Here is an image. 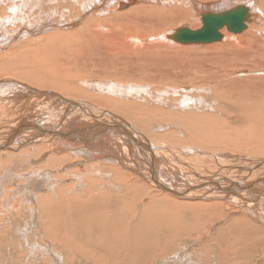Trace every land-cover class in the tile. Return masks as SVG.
Segmentation results:
<instances>
[{
    "label": "bare ground",
    "instance_id": "obj_1",
    "mask_svg": "<svg viewBox=\"0 0 264 264\" xmlns=\"http://www.w3.org/2000/svg\"><path fill=\"white\" fill-rule=\"evenodd\" d=\"M24 1L26 2V0ZM43 1L51 2L53 0ZM82 1H84V3ZM82 1L56 0V4L53 3L50 6L46 5L45 9L53 10L55 12L58 11L59 13L57 12L55 15L59 14L61 16V14L69 15L70 13H77L78 9L84 5L82 12L78 13V17L75 16L76 18L74 17L73 20L66 21L68 24L65 25L72 27L73 25H82V28L79 26L81 29L78 34L81 32L84 34L85 32L87 33V31L90 32L92 38L96 39V44L99 42L100 44L107 42V49L108 51H111L114 47L113 38L117 36V32L114 31H116L120 25L106 24L107 26H103L101 23L107 20L106 17L95 19L97 20L95 23L84 17L95 10H107L109 8L108 6L114 1L118 2L117 5L119 8L129 4H126L123 0ZM132 1L135 2L136 0ZM222 2L225 4V7L222 8V10L215 9L217 10L215 11L214 9L212 10V5L198 4L195 0H175L172 10L164 14L162 18H167V16H179V19H185L188 17L189 12H194L198 15V26H191V28L186 26L174 28L170 31H165L163 37H152V41L149 40L148 36L149 44L146 45V48L148 49L147 51L157 48L161 52V58L169 57L170 53H173L172 56H174L178 51L193 52L195 51L194 49L198 48L210 52L216 48L226 50L227 48L235 47V50L239 51L240 54L246 55L249 53V50L257 53V48H250L247 46V42L243 43V41H245L244 37L255 39L258 38L259 34H262L264 37V30H259L260 28L264 29V18L263 20L260 18L262 17L260 9L259 11L256 9L253 10V0H241L238 2L237 0H223ZM259 5L264 9V0H261ZM37 8L39 7L37 6ZM15 9L21 16L18 18L19 21L27 16L26 14L28 12L26 11L25 13L19 3L15 5ZM18 9H20V11ZM230 9L243 12L244 27L242 29L234 30L232 28L231 19L228 18L224 19L222 24L218 26L217 29L221 34V37L215 40H208L204 37L205 35L200 37L193 36L194 38L189 37L186 39L178 36L182 40H178L177 35L173 38L169 36L175 32V30L183 28L189 29L193 33H196L198 30L204 31L205 23L203 15L205 13H212L218 17H224L223 12ZM94 15L95 14H93V16ZM98 16L96 15L97 18ZM83 18L85 20H83ZM0 19H4V17L1 16ZM103 19L106 20L103 21ZM61 20L64 19L62 18ZM79 21H81V23L77 24ZM255 22H262L263 26L254 25ZM54 23L55 24L47 22V25L44 27L47 26L53 29L58 22L56 23V21H54ZM248 25L249 27L243 35H237V33L243 32ZM44 27L42 28L43 31ZM59 29L60 27L58 30ZM68 29L70 28L68 27ZM225 30H227L229 34H225ZM21 31H17V36H13L12 39L14 40L15 38H18V36L21 37V34H19L22 33ZM143 31L145 32L144 34H147L146 30ZM52 32L46 33L37 38L23 40L24 42L20 44L19 41H17L18 43L14 42L6 44V49L2 51L3 55L6 56V60L11 63L10 65H13L14 68L17 66L14 64L18 63L15 61V57L27 56L28 53L36 52L43 48V54L44 50L46 52L44 55L47 59L46 66L49 64L51 67H55L53 66L55 63L52 61L57 59L61 54L60 52H53V45L50 46L49 44L54 41L56 36L60 37V35ZM124 38L125 40L132 42L129 46L130 48L142 46V41L131 39L129 35ZM169 39L171 40L169 41ZM241 39L242 42L240 41ZM262 43L264 46V39L262 40ZM30 44L34 47L29 48L28 50L25 49L28 48V45ZM116 45L118 44L116 43ZM225 50L223 51L225 52ZM226 51L228 52L229 49ZM35 60L39 61V59L36 58ZM246 71L242 70L241 72ZM248 72L250 71L248 70ZM258 72H264V69L258 70L256 73ZM43 73L44 72L41 74ZM231 73L232 71L226 73L228 76H226L227 79L229 77H234L236 72L234 74ZM30 74V72H25L23 77H18L32 81L34 80V83L41 81L44 86L49 85L54 87L55 85L58 86L60 83L64 90L70 86H75V82L66 85L61 80L56 79L53 74L49 76L46 73H44L45 76H41L40 74ZM47 81H53L52 85H50L49 82L46 84L45 82ZM252 81L254 83L258 82L255 80ZM232 82V80L225 81L224 84H228V86L230 84L231 87V85H233ZM111 84L115 86L117 92L122 97L128 100L125 101V99H121L124 101L119 103L116 100L112 101L111 99H105V101L102 102L99 98H96V100L94 99L95 97L91 98L89 93H87V96L84 94L81 95V97H86L87 99L91 98L94 101L102 103L101 106H97L96 104H90L87 101L75 100L72 99V97L64 96L63 94L61 95L60 93L62 92H55L52 87H49L50 89H43L41 87L38 88L39 86L24 85L14 78L8 77L0 79V87H14L12 90L13 92L4 97L5 100H0V104L6 101L4 110H0V153L11 150L23 151L21 153L10 155V158L15 159L14 166H20L25 170L22 174H18L16 178L27 181L28 197L31 202L36 201L37 203L38 210L35 209L37 210L36 215H41L43 217L40 222L42 229H48L50 227V221L46 216V210L40 209L39 206L50 202L53 199L52 194H55L56 192L61 193L62 190V186L58 187V184L55 185L51 183L52 175L50 173H41V171L46 168L45 164L54 166L56 169L62 168L64 160L72 157V162L80 169L79 172L82 171L85 174L94 173L103 178L97 183L88 179L89 184L84 188L83 194L85 195V198L82 200L81 204H71L73 207L80 208L75 212L78 219L77 221H72L66 217L57 218L54 222L55 231L47 233L44 236H52L53 239H58L60 242H63L66 232L73 229L74 223H79L80 220L87 226V231H99L100 233V238L94 237L91 238L92 240L88 241L87 251L95 252L96 250H99V252L103 254L102 257L105 255L108 258H115L117 261L116 263L126 264L127 261H131L133 258L143 261L147 254H152V256L163 255L165 253L164 241L172 243L176 239H183L184 242H188V235L191 234L194 228H196L195 231L198 234H196L197 236L194 238L196 239L206 230V227L210 222L225 216V206H227L228 203L229 207L232 208L239 206V204H244L248 200H252L254 202L247 203L246 207L240 205L242 208L241 214L238 217H231L229 219L230 221L228 220L223 226L218 227V230L216 229L214 235L219 237L220 234L222 235V231H225L224 233H226V229L230 228L229 230L232 234L240 231L241 237H244V241H242L246 246L247 244L253 246V241H245V232L250 235L254 234L255 236H257V232H259L258 237L264 235L262 232V229L264 228H262L259 225L260 222L255 219L258 218L264 222V196L259 193V191H264V158L255 159L256 157L251 156L250 159L249 157H246L245 160H254L252 163L244 162L245 165H243V162H239L242 160L237 159V155L233 156V159L236 158L234 162H230L231 160L226 162H220L217 160L216 158L219 156H229L221 155L220 152L216 151L218 145L202 146V148L206 150H201L200 148L190 149L189 146L183 149L166 147L163 142L155 140L158 139L157 134L153 135V137L148 134L151 130L150 128L143 127L142 132L133 122V119L129 118L135 116V114H131L130 109L136 113L135 108L138 106L136 105L138 103L133 101L135 97L129 95L128 92H132L133 88L135 89L136 87H133L134 85H124V88H121L122 85H116L115 83ZM94 85L98 86L99 84L95 82ZM16 86L18 87L16 88ZM183 89L190 90L188 86H183ZM208 90L210 91L209 88ZM258 91L260 93L261 91H264V88L263 90ZM231 92L233 93L235 91ZM197 93H200V91ZM77 95L80 94L77 93ZM248 95L249 93H247L245 98L244 95L239 93V96L237 97L239 99L238 104L244 102L242 106L237 105L236 103L231 104V102H228L229 104H227L224 101V104H222V98L214 94L212 99L205 100V98H203L204 100L194 101L193 106H200L209 112L196 115L202 116L203 119H212L214 122L218 123L219 121L216 120H219L220 116H225L224 119L219 122L221 123V127H223V124L229 127V124L239 122L237 123V128L252 125L256 127L257 130L259 129L258 132L261 131L259 132V135H261V133L264 132V98L260 101H251L250 95ZM157 96L160 98L158 94ZM180 96L179 99H175L173 102L165 101L164 103L171 108H177L179 111L181 109L179 103L183 100L180 101V99L183 98L182 95ZM198 97L196 96L195 99ZM157 101H159V99H157ZM173 103H176L175 107ZM188 103L190 104V102ZM208 108L210 110H208ZM160 109L156 107V109L153 110V113L146 110V113L150 116L154 114L160 117L161 123L158 127L159 129L166 125L167 118L172 120L175 116H179H171L173 112L166 111V109L164 110L170 114L169 116L167 114V116H163V110L161 111ZM234 112L241 117L236 115L231 116ZM248 115H250L251 118L247 119L242 117ZM124 116H128V118H125ZM135 118L140 124L145 122L144 118ZM228 119L231 121L229 122ZM158 128L157 130H159ZM193 128L199 130L198 126ZM164 129L165 128H162L161 130ZM224 133H226V135L228 133V139L231 137V134H229L230 131H225ZM240 134L241 133L238 134L239 137ZM207 135L212 137L216 136L212 129L209 130ZM86 138L95 139L92 143L81 145ZM164 138L169 139L172 138V136L168 134L164 135L161 141ZM228 142L229 140L225 139V143ZM216 143H218V141H216ZM82 146H84V148H82ZM212 146H214V148L209 150ZM263 146L264 143H262V148L260 147L259 151L264 154ZM62 149H68L67 154L69 155L62 159H56L55 157L58 156L57 154H59ZM207 150L213 152L209 154L206 153ZM237 150L239 149L237 148ZM80 153H87L89 160L86 165H84L81 158L76 157V155L79 156ZM92 158H95V160H92ZM1 159L2 156L0 155V161ZM3 159H5V157H3ZM41 160H45V162L41 163ZM178 160L180 162H178ZM236 162L238 166L242 165V169L237 170L234 174H232L233 172L227 173V171H230V168H233V164ZM181 163L183 167L179 168L177 164ZM2 164L4 163L2 162ZM34 164L37 165L34 166ZM212 164L213 166H211ZM244 171L251 174L245 175L243 174ZM9 172V168L6 167L3 174L7 175ZM118 172L127 177V179L124 180L125 187L123 188H121L120 183L116 182V175ZM225 172L227 174H224ZM135 173H137V175ZM253 173L254 177L257 176V181L260 183L256 182L254 184H247L248 182L246 179L253 176ZM3 174L1 175L3 176ZM61 175L67 176L69 179V185L63 186L66 190L65 193L69 192L70 190L68 189H72L76 183H79V187L83 185L82 178L77 176V179H75V176L69 171L65 170ZM137 179L144 181L142 182L144 184L142 186L147 188L145 192H138L135 187ZM1 182L0 176V188H3ZM36 184L39 187H37ZM245 184L247 186L250 185L252 188L247 190L246 186L245 192L243 193L245 195L242 194V196L240 194L241 196H239L237 187ZM32 186L34 187V190ZM74 188L75 187H73V189ZM142 198L144 199L142 200ZM62 200H64V197H61L58 202L60 203ZM238 200L239 203H237ZM208 201L210 202L206 203ZM154 202L164 204V209L161 214L148 212L149 206H152ZM187 205H190L192 209L188 210ZM193 207H195V209H193ZM216 209H221L222 211H217ZM85 215H87V217ZM35 217L33 218L34 221ZM175 220H181L180 222H182V224L179 227L170 224L171 221ZM20 221H22L19 223L22 225L21 230L16 228L14 230L27 238L26 233H23L24 231H27V227L23 223L24 220ZM155 225L168 226L169 229L162 231V228L158 227L156 234ZM16 226L19 225L16 224L15 227ZM225 227L227 228L225 229ZM57 228H60L63 231ZM61 234L62 237H60ZM75 242L76 241H74V243ZM77 242L82 244L83 240L78 237ZM100 243L104 244L102 248L99 247ZM262 244L264 245V236ZM131 252H133V254H131ZM232 253H230V255ZM93 254L94 253L87 254V257L101 256H95V254ZM225 254H227V252ZM232 255L234 256V253ZM152 261H154V259Z\"/></svg>",
    "mask_w": 264,
    "mask_h": 264
},
{
    "label": "rangeland",
    "instance_id": "obj_2",
    "mask_svg": "<svg viewBox=\"0 0 264 264\" xmlns=\"http://www.w3.org/2000/svg\"><path fill=\"white\" fill-rule=\"evenodd\" d=\"M195 1L198 4L212 5V10H222V8L225 7V4L222 2L223 0ZM238 1L241 0H237V2ZM253 1V10L256 9L259 11L260 9L262 15L260 18L263 20L264 9L259 5L261 0ZM82 2L84 3V1ZM123 2L129 5L119 8L117 1L112 2L113 4L110 1L111 4L108 6L109 8L107 10H95L84 17L85 19H89V21L94 23L97 21L95 19H102L106 17L107 20L103 19V21L106 20V23H101L103 26L111 24L120 25V27L114 31L117 32V36L113 38L114 47L111 51H108V43L103 42L100 44L99 42L96 44L97 41L95 38H92L90 32L87 31L85 34L82 32L78 34L82 28V25H73V27L65 25L68 24L66 21L73 20L75 16L78 17V13L82 12L84 5L78 9L77 13H70L71 15L61 14V17L59 14L55 15V13L58 11L55 12L53 10L45 9L46 5L50 6L53 3L56 4V0L51 2L43 0H26V2L24 0H0V17H4V19H0V79L8 77L14 78L24 85L36 87L39 86L38 88L41 87L44 89L49 87L51 88L52 86H44L41 81L34 83V80L32 81L23 79L22 77L24 73L30 72L31 74L35 75L40 74L41 76H45L44 73H46L48 76L53 74L56 79L61 80L66 85L75 82V86H70L65 90L62 89V84L59 83L58 86L55 85L56 88L55 86L52 87V89L54 88L53 90L55 92L60 91L62 92H59L61 95L63 94L64 96L72 97V99L75 100L87 101L88 103L96 104L97 106H101L102 103L94 101L91 98L95 97V100L96 98H99L102 100V102H104L105 99H111L112 101L116 100L119 103L124 101L121 99H125V101L128 100L122 97L117 92L115 86H113L111 83L122 85L121 88H124V85H134L133 87L136 88H133L132 92L129 91L128 93L129 95H133L135 97L133 101L137 102L138 104L136 105L138 106L135 108L136 113L130 109L131 114H135V116H131L129 118L133 119V122L141 131L143 127L150 128L152 131L150 130L149 133L147 131L146 132L152 137L153 135L157 134L159 140H155L163 142L166 147L183 149L189 146L190 149L200 148L201 150H206L203 149L202 146L218 145L219 147L217 146L216 151L220 152L221 155L229 156H219L216 158L217 160L220 162H226L230 160V162H234L236 158L233 159V156L237 155V159H241L242 161L239 162H243V165H245L244 162L252 163L254 160H245L246 157H249L250 159L251 156L256 157L255 159L262 157L264 158V154L259 151V148H262V143H264V132L259 135V132L261 131L258 132L259 129L257 130L256 127L252 125L241 126V128H237L236 126L239 122L229 124V127L223 124V127H221V123L219 122H221L225 116H220V119L216 120L219 121L218 123L214 122L212 119H203L202 116L196 115L207 112L206 109L200 106H193L194 101L204 100L203 98H205V100L212 99L213 94L222 98V104H224V102L227 104L231 102V104L236 103L237 105L242 106L244 102L238 104L239 99L237 97L239 96V93L244 95L245 98L247 93H249L251 101L263 100L264 91L259 93L258 90H263L264 88V72L256 73L258 70L264 69V46L262 43L264 37L262 34H259L258 38L255 39L244 37L245 41H243V43L247 42V46L250 48H257V53L249 50V53L246 55L240 54L239 51L235 50V47L226 49H229L230 52L220 48H216L210 52H207L198 48L194 49L195 51L193 52L178 51L174 54V56H172L173 53L169 52V57L161 58V52L157 48H149L150 51H147L148 49L146 48V45L149 44L148 36L149 40L152 41V37H163L165 31H170L174 28L181 26L190 28L191 26L195 27L198 24V15L194 12H189L188 17L185 19H179V16H167V18H162L164 14L172 10L175 0H136L135 2L132 0H123ZM17 3L21 5L25 13L26 11L28 13L30 12V15L27 13V16L25 15L26 17L21 21L18 20V18L21 16L15 9V5ZM215 5L219 6L216 7ZM37 6L40 9L37 8ZM18 10L20 11V9ZM93 14L95 15L93 16ZM96 15H99L98 18ZM62 18L64 20H61ZM84 18L83 20H85ZM54 21L58 23L53 27V29L47 26L44 27L47 25V22H52L55 24ZM81 21H79L77 24L81 23ZM254 25L263 26L262 22H255ZM79 26L81 28H79ZM43 27L44 31L42 30ZM59 27L60 29L58 30ZM68 27L70 29H68ZM248 27L249 25L243 32L237 33V35H243ZM19 30H22V33H19L21 34V37L18 36V38L13 40L12 37L17 36L16 33ZM143 30H146L148 35L144 34L145 32ZM259 30L262 31L264 29L260 28ZM51 32L60 35V37L56 36L54 41L49 44L50 46L53 45V52H60L61 54L57 59L52 61L55 63L53 65L55 67H51L49 64L46 66L47 59L44 57L46 52L44 50L43 54V48L37 50L36 52H30L27 54V56L15 57V61L18 63L14 64L17 65L14 68L13 65H10L11 63L6 60V56L3 55L2 51L6 49V44H11L14 42L18 43L17 41H19L20 44L24 42L23 40L37 38ZM225 34H229V32L225 30ZM127 35H129L131 39L142 41V46L130 48L129 46L132 44V42L127 41L124 38ZM170 40L171 39H169V41ZM240 41L242 42V39ZM116 43L118 45H116ZM33 47L34 46L30 44L28 45V48L25 49L28 50L29 48ZM223 50H225V52ZM35 58L39 59V61L35 60ZM242 70L246 72H241ZM248 70L250 72H248ZM41 71L44 73L41 74ZM229 71H232L231 74H234L235 72L236 73L234 77H229L227 79L226 73ZM230 80L233 81V85H231V87L230 84L229 86L228 84H224L225 81ZM252 80L258 82L254 83ZM48 82L50 85L53 83V81H47L45 83L47 84ZM95 82L99 85L95 86ZM183 86H188L190 90L183 89ZM17 87L18 86H16V88ZM58 87L61 88L59 89ZM13 88L14 87L9 86L0 87V96H2L0 97V100H5L4 97L6 95H10L13 92ZM72 89L74 91L77 89V92H74ZM199 91L200 93H197ZM231 91L235 92L232 93ZM77 93L80 95H77ZM87 93L91 95L90 99L81 97L83 94L87 96ZM157 94L160 98H158ZM180 95L183 96L180 101L182 99L183 100L179 103L181 105V109L179 111L177 108H171L164 103L165 101L173 102L175 99H179V97H181ZM196 96L199 97L195 99ZM157 99H159V101H157ZM188 102H190L191 105ZM5 104L6 101L0 104V110H4ZM173 105L175 107L176 103H173ZM156 107L159 109L161 108V111L163 110V116H169L170 113H167L166 111L173 112L171 116H179H175V118L172 120L167 118L166 125L162 127L165 129L161 130L162 128H158L161 123L160 117L154 114L150 116L148 113H146V110H148L150 113H153V110L156 109ZM164 109H166V111ZM208 110L210 109L208 108ZM235 115L240 116L235 114V112L231 114V116ZM124 117L128 118V116ZM135 117L144 118L145 122L140 124ZM242 117L247 119L251 118L250 115ZM228 121L230 122L231 120L228 119ZM195 126H198L199 130L193 128ZM157 128L159 130H157ZM210 129L213 130L216 136L212 137L207 135ZM224 130L230 131L229 134H231V137L229 139L228 133L226 135ZM239 133H241L240 137L238 135ZM167 134L172 136V138H164L161 141L164 135ZM94 139L95 138H86L81 143V145L92 143L94 142ZM225 139L229 140V142L225 143ZM216 141H218V143H216ZM82 148H84V146H82ZM213 148L214 146H212V148L209 150H212ZM237 148L239 150H237ZM21 152L23 151L11 150L0 153L2 156L0 161V176L2 181L1 185L3 184V188H0V264H122L116 263L117 261L115 258H108L105 255L102 257L103 254L99 252V250H96L95 252H90L89 250L87 251L88 241L92 240L91 238L94 237L100 238V233L99 231H87V226L80 220L79 223H74L73 229L66 232L63 242H60L58 239H53L52 236H44L47 233H52L55 231L54 222L57 218L66 217L72 221H77L78 219L75 212L80 208L73 207L71 204H81L82 200L85 198V195L83 194L84 188H86L89 184L88 179L97 183L103 178L94 173L85 174L82 171L79 172L80 169L77 165H74L72 162V157L64 160L62 168L56 169L54 166L45 164L46 168H44L41 173H50L52 175L51 183L55 185L58 184V187L62 186V190L61 193L56 192L55 194H52L53 199L50 202L39 206L40 209L46 210V216L50 221V227L48 229H42L40 222L43 217L41 215H36L38 210L37 203L36 201L31 202L30 198L28 197L27 181L16 178L18 174H22L25 170H23L20 166H14L15 159L10 158V155ZM67 152L68 149H62L55 158L62 159L69 155ZM212 152L213 151H206V153L209 154ZM79 156L76 155V157L81 158L84 162V165H86L87 161L89 160L87 153H80ZM3 157H5V159H3ZM92 160H95V158H92ZM2 162L4 164H2ZM42 162H45V160H41V163ZM178 162L180 161L178 160ZM35 165L37 164H34V166ZM177 166L179 168L183 167L182 163L177 164ZM211 166H213V164ZM6 167L9 168L10 172L7 175H4L3 172L5 171ZM239 169H242V165L238 166L236 162L233 164V168H230V171H227V173L233 172L232 174H234ZM65 170L73 174L75 179H77V176L82 178L83 185L79 187V183H76L73 186L75 187L74 189L72 187V189H68L70 190L69 192L65 193L66 190L63 186L69 185V179L67 176L61 175V173H64ZM227 173L225 172L224 174ZM1 174H3V176ZM135 174L137 175V173ZM243 174L250 175L251 173L244 171ZM116 177V182L120 183L121 188L125 187L124 180L127 179V177H125L120 172L117 173ZM140 180L137 179L135 187L139 193H142L145 192L147 188L142 186L144 185L142 183L144 181ZM246 180L248 182L247 184H254L256 182L260 183L257 181V176L254 177V173L253 176ZM36 186L39 187L37 184ZM246 186L247 185L245 184L243 186L239 185L237 187L239 196L245 192ZM32 188L34 190L33 186ZM251 188L252 187H250V185L247 186V190ZM259 193L264 196V191H259ZM61 197H64V200L59 203L58 200H60ZM143 199L144 198H142V200ZM209 202L210 201L206 203ZM251 202L254 201L248 200L244 204H239V206L232 208L229 207L228 203V205L225 206V216L210 222L206 227V230L196 239L194 238L198 234L195 231L196 228H194L191 234L188 235V242H184L183 239H176L172 243H168L163 240L165 244V253L163 255L152 256V254H147L143 261L133 258V260L127 261L126 264H264V250H262L264 249V245L262 244L264 235L258 237L259 232H257V236L254 234L250 235L249 233L245 232V241H253V246H249L248 244L246 246V244L243 243L244 237H241L240 231L234 232L235 234H232V232L229 230L230 228L226 229L227 227H225L226 233H224L225 231H222V235L220 234L219 237L214 235L216 229L218 230V227L223 226L231 217H238L241 214L242 208L240 205L246 207L247 203ZM237 203H239V200ZM187 207L188 210L192 209L190 205H187ZM163 209L164 204L154 202L152 206H149L148 212L161 214ZM193 209H195V207H193ZM217 211L222 210L219 209ZM85 216L87 217V215ZM34 217L36 222L33 220ZM255 219L260 222L259 225L264 228V222L258 218ZM20 220H24L23 223L27 227V231L23 232L26 233L27 238H25L22 234L15 232L14 230L15 228L21 230L22 225L19 223L22 221ZM180 221L181 220L171 221L170 224H174L179 227L182 224ZM16 224L19 226L15 227ZM154 227L156 228V234L158 227H161L162 231L169 229L168 226L161 225H155ZM57 229L62 230L60 228ZM262 232L264 233V229H262ZM60 237H62V234ZM78 237L83 240L82 244L77 242ZM74 241L76 242L74 243ZM103 246L104 244H99L100 248ZM232 251L234 256L232 255ZM226 252L227 254H225ZM91 253H94L95 256H101H99L100 258L87 257V254ZM230 253L232 254L230 255ZM131 254H133V252H131ZM153 259L154 261H152Z\"/></svg>",
    "mask_w": 264,
    "mask_h": 264
},
{
    "label": "water",
    "instance_id": "obj_3",
    "mask_svg": "<svg viewBox=\"0 0 264 264\" xmlns=\"http://www.w3.org/2000/svg\"><path fill=\"white\" fill-rule=\"evenodd\" d=\"M224 17H218L215 14L212 13H205L204 16V31L198 30L196 33H193L189 29L183 28V29H177L175 32L170 34L169 36L173 38L177 35L178 40L180 39L178 36L183 37V39L189 38V37H200L202 35H205L208 40H215L221 37V34L218 32V26L222 24L224 19H231L232 28L234 30H239L244 27V16L243 12L241 11H234L233 9H230L228 11L223 12ZM193 37V38H194Z\"/></svg>",
    "mask_w": 264,
    "mask_h": 264
}]
</instances>
